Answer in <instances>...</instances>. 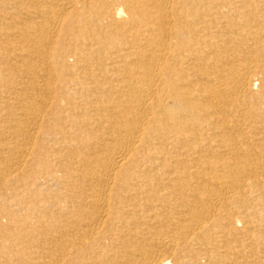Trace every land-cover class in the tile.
I'll return each mask as SVG.
<instances>
[{"label":"bare ground","instance_id":"bare-ground-1","mask_svg":"<svg viewBox=\"0 0 264 264\" xmlns=\"http://www.w3.org/2000/svg\"><path fill=\"white\" fill-rule=\"evenodd\" d=\"M0 264H264V0H0Z\"/></svg>","mask_w":264,"mask_h":264}]
</instances>
